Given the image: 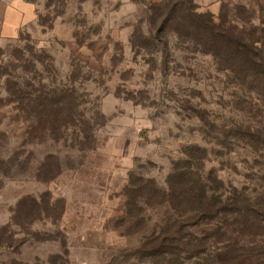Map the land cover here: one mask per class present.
Returning a JSON list of instances; mask_svg holds the SVG:
<instances>
[{"label":"rangeland","instance_id":"rangeland-1","mask_svg":"<svg viewBox=\"0 0 264 264\" xmlns=\"http://www.w3.org/2000/svg\"><path fill=\"white\" fill-rule=\"evenodd\" d=\"M161 1L0 0V264H163L141 245L177 214L129 216L131 174L264 193V77L153 29ZM193 2L237 30L264 21V0Z\"/></svg>","mask_w":264,"mask_h":264},{"label":"trees","instance_id":"trees-1","mask_svg":"<svg viewBox=\"0 0 264 264\" xmlns=\"http://www.w3.org/2000/svg\"><path fill=\"white\" fill-rule=\"evenodd\" d=\"M193 0H162L152 9V26L191 40L199 52L214 58L221 73L258 83L264 77V21L251 30H237L217 22L212 13L199 12ZM221 18V17H220ZM16 95V89L7 88ZM63 112L50 107L49 121ZM55 123V122H54ZM53 123V124H54ZM47 131H53L48 127ZM264 141V138L258 139ZM0 161L5 163L1 158ZM6 173V172H2ZM217 181V183H216ZM169 205L177 214L161 230L145 239L141 248L163 264H264V193L254 198L237 187H227L210 176L195 177L176 166L161 190L154 181L130 176L127 214L141 217L145 207ZM21 226L20 222H14ZM201 227H204L201 229ZM199 229V234L183 231ZM201 229V230H200ZM6 246L7 241L2 242Z\"/></svg>","mask_w":264,"mask_h":264}]
</instances>
